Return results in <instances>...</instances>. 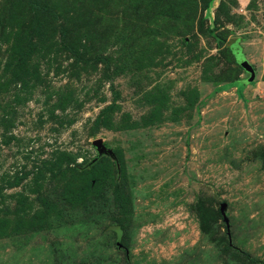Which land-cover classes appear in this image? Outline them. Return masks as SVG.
Instances as JSON below:
<instances>
[{
	"label": "rangeland",
	"instance_id": "374dc122",
	"mask_svg": "<svg viewBox=\"0 0 264 264\" xmlns=\"http://www.w3.org/2000/svg\"><path fill=\"white\" fill-rule=\"evenodd\" d=\"M0 264H264V0H0Z\"/></svg>",
	"mask_w": 264,
	"mask_h": 264
},
{
	"label": "water",
	"instance_id": "95a60500",
	"mask_svg": "<svg viewBox=\"0 0 264 264\" xmlns=\"http://www.w3.org/2000/svg\"><path fill=\"white\" fill-rule=\"evenodd\" d=\"M237 62L244 67L245 69H247L249 72L253 73L252 68L250 67V65L244 60L242 53H241V49L239 48V50L237 51ZM94 146L97 147V149L99 150V156L106 154L107 152H109L99 140L94 141ZM221 212H223V207L221 208Z\"/></svg>",
	"mask_w": 264,
	"mask_h": 264
}]
</instances>
